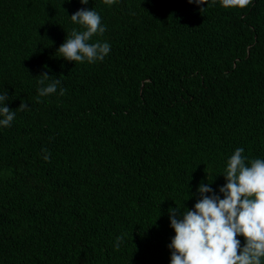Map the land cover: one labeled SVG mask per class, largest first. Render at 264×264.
<instances>
[{
  "label": "trees",
  "instance_id": "16d2710c",
  "mask_svg": "<svg viewBox=\"0 0 264 264\" xmlns=\"http://www.w3.org/2000/svg\"><path fill=\"white\" fill-rule=\"evenodd\" d=\"M82 8L103 61L58 52ZM6 91L0 264H171L169 209L193 210L201 183L223 199L235 149L264 159V0H0Z\"/></svg>",
  "mask_w": 264,
  "mask_h": 264
},
{
  "label": "clouds",
  "instance_id": "9594fccd",
  "mask_svg": "<svg viewBox=\"0 0 264 264\" xmlns=\"http://www.w3.org/2000/svg\"><path fill=\"white\" fill-rule=\"evenodd\" d=\"M86 5L88 0H80ZM112 4L115 0H106ZM191 3L192 0H189ZM205 4L206 0H195ZM252 0H221L228 8H246ZM74 24L83 26L82 31L73 28L71 35L58 49L62 57L70 62L94 63L103 61L110 52L106 42L89 43L95 34L102 35L106 28L101 26V17L93 9L82 8L70 17ZM50 76H40L39 84L44 85ZM60 79H54L47 86L38 89L41 97L54 94ZM60 89V95L64 94ZM8 93L0 95V125L10 127L16 110L6 106ZM28 108L20 104L17 110ZM47 152V149H42ZM244 149L237 148L228 160L223 177L226 184L219 189V195L212 194L211 183H201L197 189L200 199L193 210L183 209L182 218H177L181 207L169 209L170 226L175 232L169 248L171 264H262L264 258V159L248 160ZM50 153L44 156L47 161ZM243 236L246 243L241 249L237 239ZM123 236L117 237L115 247L119 249Z\"/></svg>",
  "mask_w": 264,
  "mask_h": 264
}]
</instances>
